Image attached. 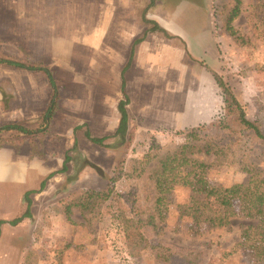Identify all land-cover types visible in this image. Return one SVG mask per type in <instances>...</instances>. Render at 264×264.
Wrapping results in <instances>:
<instances>
[{
    "label": "crops",
    "instance_id": "obj_1",
    "mask_svg": "<svg viewBox=\"0 0 264 264\" xmlns=\"http://www.w3.org/2000/svg\"><path fill=\"white\" fill-rule=\"evenodd\" d=\"M183 2L182 11L168 0H0V50L24 65H0V127L15 123L25 131L0 133V264H25L21 247L41 222L38 206L53 208L61 224L57 238L72 240L64 237L70 224L55 212L58 200L49 201L63 187L69 200L90 185H105L100 164L87 161L90 151L148 147L147 135L186 132L217 119L222 94L213 21ZM190 15L201 19L197 28ZM10 42L20 54L7 48ZM38 69L50 73L53 87ZM50 102L55 106L45 123ZM121 102L123 134L117 132ZM90 138L104 139L103 145ZM75 147L82 159L69 158L58 172ZM26 194L31 217L9 225L25 213Z\"/></svg>",
    "mask_w": 264,
    "mask_h": 264
},
{
    "label": "rangeland",
    "instance_id": "obj_2",
    "mask_svg": "<svg viewBox=\"0 0 264 264\" xmlns=\"http://www.w3.org/2000/svg\"><path fill=\"white\" fill-rule=\"evenodd\" d=\"M168 1L170 5L179 2L182 11L185 6L181 3L190 1L193 5L200 6L202 12L211 17L213 32L218 39L219 77L242 106L246 118L256 122L264 133V0H242L240 15L233 22V26L242 35L246 43L244 45L237 43L222 28L221 9L228 0ZM194 15H190L189 18L193 16L197 28L201 19ZM181 18V22H185V17ZM0 43L4 42L0 40ZM7 44L8 49L10 46L11 51L17 53L18 48L14 47L12 42ZM18 54L20 52L14 55ZM9 55L8 51L0 50V58ZM222 97L220 98L219 95L217 119L211 125L204 126L198 134V141L208 142L216 133L215 129L209 127L217 124L220 126L227 122ZM185 133L181 131L162 136L147 135L148 147H105V154L90 151L88 159L84 157L91 166L100 164L98 170L99 173L100 171L103 173L105 185L97 187L93 184L89 186L90 190L83 191L113 189L114 192L122 194L138 190L142 197L148 198V206H151L156 196L164 197L168 205L165 225L158 234L151 228L143 230L150 246L142 257L130 258L123 250L114 229L117 224L115 205L102 204L96 217L91 214L95 219L89 225H85L81 214L73 210L71 230L64 232V237L72 239L70 242L61 240L62 234L57 238L61 224L59 225V221L57 223L55 216H51L53 208L38 206L36 215L38 219L41 215V222L34 224L33 240L31 237L21 247L22 261H26L25 264H157L153 260L155 255H175L179 250L208 244V254L203 259V264H264L255 261L247 250L237 247L241 231L255 225L256 220L242 218L236 214L229 218L227 227L210 228L201 224L200 233L192 237L186 228L190 219L184 218L179 221L177 218L178 205L184 204L187 200L188 188L172 184L171 181H164L158 188L149 186L141 189L137 174L143 165L142 158L151 150L158 151L159 154L163 151L176 150L184 143ZM224 143H226L225 147H228L224 155L217 157L206 156L203 153L193 155L196 160L209 165L206 178L210 184L229 186L234 183H246L248 175L241 171L245 161L254 163L264 173V147L251 144L245 137L233 138ZM40 148L42 159H45L44 147ZM86 151L87 149H84L85 154ZM79 152L76 147L75 150L68 152L70 155L68 157L77 161V164L78 160L82 159ZM77 164L71 173L73 176L80 170ZM59 192L61 194L57 198L54 197L49 201L53 204L58 200L57 208L69 201L67 194H63L68 192V189L63 187ZM253 202L264 206V197L254 199ZM233 210L238 212L237 204L233 205ZM171 264L184 263L174 256L171 257Z\"/></svg>",
    "mask_w": 264,
    "mask_h": 264
},
{
    "label": "trees",
    "instance_id": "obj_3",
    "mask_svg": "<svg viewBox=\"0 0 264 264\" xmlns=\"http://www.w3.org/2000/svg\"><path fill=\"white\" fill-rule=\"evenodd\" d=\"M242 0H228L221 9L223 15L222 28L230 37L240 45L246 44L242 35L233 26V22L239 17ZM0 65L21 69L24 67L21 61L12 57L0 58ZM30 71H37L35 67ZM49 79L50 86L53 81L50 73L43 69ZM215 81L223 96L224 110L227 114V122L220 126L212 125L215 136H211L208 142L198 141V134L204 128L198 127L186 131L184 143L176 150L149 151L142 158V168L137 174L141 183V189L147 187L158 188L162 182L171 181L172 184L188 188L189 194L184 204L178 205V220L190 219L187 232L192 237L200 233L201 224L210 228L227 227L229 218L239 215L242 218L256 220L255 225L248 226L241 231L240 242L237 247L247 250L253 259L264 263V206L254 204V199L264 197V173L252 162L243 164L241 171L248 175L246 183H234L229 186H215L210 184L206 175L209 165L193 158L195 154L203 153L206 156L215 157L224 155L228 147L224 141L245 137L249 142L258 147H264V133L256 122L248 120L245 112L232 94L228 86L218 76ZM54 89V88H53ZM125 102L118 105L121 115L117 132L123 134L126 128ZM54 103L46 109L43 121L47 123L52 115ZM218 130V131H217ZM220 130V132H219ZM17 131L25 133L24 128L8 123L0 127L1 132ZM219 133V134H218ZM89 138V137H88ZM91 142L103 145L104 139L90 138ZM69 157L64 158L63 167L59 172L66 170ZM28 194L25 195L27 209L21 218L8 222L15 226L23 218H30ZM148 198L142 197L138 190L126 193H116L113 189L106 191H78L75 192L68 202L55 207V212L62 214L66 223L72 225L71 216L73 210L78 211L85 223L89 225L97 216L102 204H112L116 207L117 224L115 231L121 241L126 255L130 258H140L149 248V240L144 236L143 230L151 228L157 234L165 225L167 217V203L164 197L156 196L151 206L147 205ZM238 205V212L233 210V205ZM4 222L0 221V225ZM209 245L201 244L195 248L179 250L175 255H155L153 260L157 264H171V257L180 259L184 264H203V259L208 254Z\"/></svg>",
    "mask_w": 264,
    "mask_h": 264
}]
</instances>
